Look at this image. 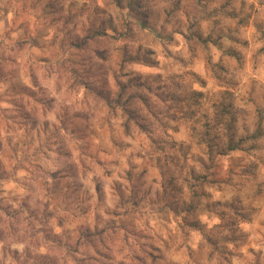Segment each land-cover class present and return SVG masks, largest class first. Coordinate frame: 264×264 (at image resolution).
<instances>
[{
    "label": "rangeland",
    "instance_id": "374dc122",
    "mask_svg": "<svg viewBox=\"0 0 264 264\" xmlns=\"http://www.w3.org/2000/svg\"><path fill=\"white\" fill-rule=\"evenodd\" d=\"M253 6L0 0V264H264Z\"/></svg>",
    "mask_w": 264,
    "mask_h": 264
},
{
    "label": "crops",
    "instance_id": "0c3cea01",
    "mask_svg": "<svg viewBox=\"0 0 264 264\" xmlns=\"http://www.w3.org/2000/svg\"><path fill=\"white\" fill-rule=\"evenodd\" d=\"M238 1L242 2L243 6H246V8L250 7V5H254L253 6L254 11L257 9L260 12L261 8H264V5H262L264 4V0H238Z\"/></svg>",
    "mask_w": 264,
    "mask_h": 264
},
{
    "label": "trees",
    "instance_id": "16d2710c",
    "mask_svg": "<svg viewBox=\"0 0 264 264\" xmlns=\"http://www.w3.org/2000/svg\"><path fill=\"white\" fill-rule=\"evenodd\" d=\"M125 86H126V85H124V84L121 85V87H120L121 91H123V90L126 89ZM123 111H125V112L128 113V110L125 109V108H123ZM124 126H125V130L128 131V125H127V123H126V125H124ZM223 149H224V150H223L224 152H222V153H227V152H229V151H234V150L239 149V148H238V145H237V144H233L231 141H229V142L226 144V146L223 147Z\"/></svg>",
    "mask_w": 264,
    "mask_h": 264
},
{
    "label": "clouds",
    "instance_id": "9594fccd",
    "mask_svg": "<svg viewBox=\"0 0 264 264\" xmlns=\"http://www.w3.org/2000/svg\"><path fill=\"white\" fill-rule=\"evenodd\" d=\"M125 15H126V13H125ZM127 19L131 20V17H127ZM134 23H135V22H134ZM109 39H111V38L109 37ZM101 64H103L102 61H101ZM124 71H127V68H125ZM106 75H107V73H105V76H106ZM153 196H155V193H153Z\"/></svg>",
    "mask_w": 264,
    "mask_h": 264
}]
</instances>
